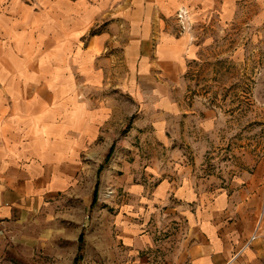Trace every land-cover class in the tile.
<instances>
[{
  "label": "crops",
  "instance_id": "0c3cea01",
  "mask_svg": "<svg viewBox=\"0 0 264 264\" xmlns=\"http://www.w3.org/2000/svg\"><path fill=\"white\" fill-rule=\"evenodd\" d=\"M247 14L264 23V0H0V219L68 188L99 135L105 110L76 96L72 62L95 85L96 55L119 46L138 74L130 98L165 109L191 54ZM160 157L145 181L124 177L116 264H264L263 167L216 188Z\"/></svg>",
  "mask_w": 264,
  "mask_h": 264
},
{
  "label": "rangeland",
  "instance_id": "374dc122",
  "mask_svg": "<svg viewBox=\"0 0 264 264\" xmlns=\"http://www.w3.org/2000/svg\"><path fill=\"white\" fill-rule=\"evenodd\" d=\"M119 48L106 46L96 55L102 77L95 85L82 83L72 62L76 96L103 107L104 121L68 188L34 210L0 219V264H72L80 233L77 264H116L124 177L130 172L145 181L148 156H161L163 167H185L195 181L216 188L240 171L264 169V23L247 14L216 30L166 85L165 109L130 98L138 74Z\"/></svg>",
  "mask_w": 264,
  "mask_h": 264
},
{
  "label": "trees",
  "instance_id": "16d2710c",
  "mask_svg": "<svg viewBox=\"0 0 264 264\" xmlns=\"http://www.w3.org/2000/svg\"><path fill=\"white\" fill-rule=\"evenodd\" d=\"M112 147H113V145L110 147L106 159H108V157H109V155H110V153H111V151L113 149ZM95 196H96V192L94 191V198H95ZM82 236H83L82 233H80L79 236H78V252H77L76 256L74 257V260H73L72 264H77V261L79 260V258L81 256L80 251H81L82 239H83Z\"/></svg>",
  "mask_w": 264,
  "mask_h": 264
},
{
  "label": "built area",
  "instance_id": "2783aa9c",
  "mask_svg": "<svg viewBox=\"0 0 264 264\" xmlns=\"http://www.w3.org/2000/svg\"><path fill=\"white\" fill-rule=\"evenodd\" d=\"M260 221H261V215H259L256 219V223H255V226H254V230H253V233L250 235L249 239H248V243L253 240L255 238V234L259 228V225H260Z\"/></svg>",
  "mask_w": 264,
  "mask_h": 264
}]
</instances>
